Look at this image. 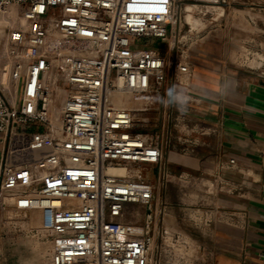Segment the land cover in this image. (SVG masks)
Instances as JSON below:
<instances>
[{"label":"built area","instance_id":"2783aa9c","mask_svg":"<svg viewBox=\"0 0 264 264\" xmlns=\"http://www.w3.org/2000/svg\"><path fill=\"white\" fill-rule=\"evenodd\" d=\"M13 8L26 25L1 39L0 210L40 212L51 264H155V227L139 236L125 217L130 204L148 217L157 186L106 169L149 164L162 184L172 176L170 131L153 133L147 114L167 80L185 86L192 75L181 0H0ZM145 37L172 58L139 45Z\"/></svg>","mask_w":264,"mask_h":264},{"label":"crops","instance_id":"0c3cea01","mask_svg":"<svg viewBox=\"0 0 264 264\" xmlns=\"http://www.w3.org/2000/svg\"><path fill=\"white\" fill-rule=\"evenodd\" d=\"M205 1L216 9L208 12L210 27L219 22L216 34L188 49L187 84L167 80L162 102L147 115L158 116L159 132H172L171 174L208 185L203 227L194 219L189 229L206 251L194 264H264V0ZM139 166L159 193L151 177L157 167Z\"/></svg>","mask_w":264,"mask_h":264},{"label":"rangeland","instance_id":"374dc122","mask_svg":"<svg viewBox=\"0 0 264 264\" xmlns=\"http://www.w3.org/2000/svg\"><path fill=\"white\" fill-rule=\"evenodd\" d=\"M205 2V0H181L184 9V22L180 40L185 45V48L194 47L197 43L212 38V35L216 34L214 29L219 28V22L213 23L210 27L211 16L208 12H215L216 9L203 6ZM15 10L17 9L0 11V17L10 19V24L6 28H0V40L8 28L22 26L23 22L16 20L18 15L22 16L21 12L20 10ZM217 12L219 14V10ZM138 44H148L157 47L162 52H168L166 43L156 37L140 38L138 39ZM4 45V40H1L0 65L4 61ZM244 56L245 59L251 57L247 51H245ZM250 61L248 60V64L252 65L253 63ZM6 77L5 71H2L0 79L4 84L7 82ZM157 118L158 116L156 115L150 116L153 133L157 131L160 135L159 127L154 125ZM162 139L164 156L168 158L173 152L172 132L164 134ZM166 139L168 141L167 145ZM1 154L2 145L0 143V159ZM183 166L180 164L178 167H173V169L178 172L183 169ZM117 173L122 176H133L138 173L144 174V170L139 165L117 166ZM171 175L169 180L162 184L159 182L155 170L151 171V177L156 181V185L159 186V193L155 195L152 204L153 213L151 220L152 225L156 227V241L153 245L155 264H194L197 259L205 256L206 251L200 243L195 242L189 233V229L193 228L194 219L197 220L199 227H203L206 219L204 209L209 204V199L206 197L208 185L205 180H194L185 175L182 178H179L177 174L176 176L175 174ZM211 188L213 190L216 189L215 185L211 186ZM178 194H180L179 197ZM157 202L158 208H156ZM159 207H161V211H159ZM179 210L185 212L181 214L182 219L180 220L177 216ZM31 216L30 212L19 214L11 208L0 210V264H51V241L42 231L38 216H34L37 222H32ZM125 218L132 233L141 236L146 231L145 225L148 221L144 206L130 204ZM32 225L35 226L32 227ZM158 230L159 233L157 234ZM150 233H154L153 228H151Z\"/></svg>","mask_w":264,"mask_h":264},{"label":"bare ground","instance_id":"6f19581e","mask_svg":"<svg viewBox=\"0 0 264 264\" xmlns=\"http://www.w3.org/2000/svg\"><path fill=\"white\" fill-rule=\"evenodd\" d=\"M15 11H17V10H15ZM209 11V10H208ZM190 18H191V16H190ZM189 18V19H190ZM16 20H19V21H21V22H23V24H22V26H24V25H26V21H25V19L23 18V16H19L18 15V18L16 19ZM10 24V19H7V18H5V17H0V28H6L8 25ZM106 172L108 173V174H112V175H119L118 173H117V166H112V167H109L108 169H106ZM30 213L32 214V222H37V220L35 219V215L36 216H38V220H39V223H40V227H41V216H40V214H39V211L38 210H36V209H33V210H31L30 211ZM37 218V217H36ZM34 224V223H33ZM37 224V223H36ZM33 226H35V225H32V227Z\"/></svg>","mask_w":264,"mask_h":264},{"label":"water","instance_id":"95a60500","mask_svg":"<svg viewBox=\"0 0 264 264\" xmlns=\"http://www.w3.org/2000/svg\"><path fill=\"white\" fill-rule=\"evenodd\" d=\"M152 213H153V210H152V208L150 207V208L148 209V217H147V221H148V229H149V230H150L149 223H150L151 220H152Z\"/></svg>","mask_w":264,"mask_h":264}]
</instances>
